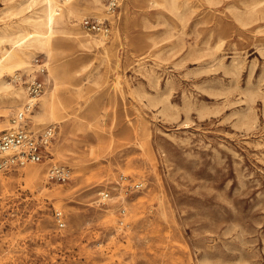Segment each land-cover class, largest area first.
<instances>
[{
  "label": "rangeland",
  "instance_id": "374dc122",
  "mask_svg": "<svg viewBox=\"0 0 264 264\" xmlns=\"http://www.w3.org/2000/svg\"><path fill=\"white\" fill-rule=\"evenodd\" d=\"M19 1L0 0V27L32 33ZM178 1V13L119 0L115 15L76 19L109 18L107 36L80 25L104 37L107 51L57 54L86 64L61 88L79 83L82 95L60 108L65 127L30 115L35 131L56 126L48 157L35 164L40 180L25 166L0 170V264H264V0L252 14L251 0ZM35 56L51 64L52 56ZM21 100L0 104V131ZM51 163L67 166L69 180L48 181ZM120 174L141 188L123 197Z\"/></svg>",
  "mask_w": 264,
  "mask_h": 264
},
{
  "label": "bare ground",
  "instance_id": "6f19581e",
  "mask_svg": "<svg viewBox=\"0 0 264 264\" xmlns=\"http://www.w3.org/2000/svg\"><path fill=\"white\" fill-rule=\"evenodd\" d=\"M152 1L154 4H161L169 10L177 13L181 12V4L178 0ZM259 3H261V0H251L249 5L246 6V12L252 14ZM103 4L102 0H20L18 11L29 12L23 18V22L36 28L32 33H29L20 29L12 32L10 31V24H4L0 27V104L8 106L11 103H15L21 95L22 100L24 99L25 88L23 84H11L7 81L5 75L19 68L32 73L37 65L33 62L31 56L35 50H39L46 55L52 56L49 66L46 62L44 63L50 87L44 88L38 98L37 106L39 108H34L32 114L33 122L59 121L62 123V127H65L67 122L64 121L65 119L62 116L58 115V112L60 108L67 106L72 95L80 96L83 90L79 83H74V88L72 90L68 89L67 93H65L61 91L62 83L65 79L71 78L76 74L79 69L77 65L84 67L86 64L79 61L80 58L74 60L73 63L67 60H59L57 54H60L59 52L63 51L66 46L80 51H89L93 46H101L104 51H107L105 38L95 37L83 31L79 20H76L80 19V16L88 11L104 14L106 8L103 9ZM238 18L240 19V16ZM21 32L29 35L30 41L28 43L18 44L10 48L2 45L4 41H11L19 36ZM153 43L155 44V42ZM172 47L173 43H170L168 48ZM35 164L38 163L25 165L24 174L38 181L40 180L41 169ZM54 194L57 195L58 192H54Z\"/></svg>",
  "mask_w": 264,
  "mask_h": 264
},
{
  "label": "built area",
  "instance_id": "2783aa9c",
  "mask_svg": "<svg viewBox=\"0 0 264 264\" xmlns=\"http://www.w3.org/2000/svg\"><path fill=\"white\" fill-rule=\"evenodd\" d=\"M119 8V0H106V12L115 15ZM80 25L88 32L107 36L111 24L108 17L84 16ZM33 62L37 67L32 73L23 69H15L7 75V81L11 84H23L25 96L21 104L13 109L8 117V126L0 131V170H7L27 164L41 163L49 155V146L55 137L56 126L53 123L45 125L40 130L29 127L30 115L37 105L38 98L45 88L44 74L46 73L45 62L35 56ZM48 181L64 183L70 178V170L63 164L51 163L46 170ZM141 181H134L130 176L120 174L115 182V188L123 197H128L133 191L142 186ZM111 198L110 191H99V203H106ZM117 226L122 228L126 225L124 216L126 207L122 203L117 209ZM53 218L58 228L65 226L62 209H53Z\"/></svg>",
  "mask_w": 264,
  "mask_h": 264
}]
</instances>
